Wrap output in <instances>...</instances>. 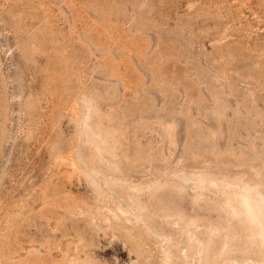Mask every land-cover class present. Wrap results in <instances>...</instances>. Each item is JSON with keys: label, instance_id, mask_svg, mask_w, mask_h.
I'll return each mask as SVG.
<instances>
[{"label": "rangeland", "instance_id": "obj_1", "mask_svg": "<svg viewBox=\"0 0 264 264\" xmlns=\"http://www.w3.org/2000/svg\"><path fill=\"white\" fill-rule=\"evenodd\" d=\"M0 264H264V0H0Z\"/></svg>", "mask_w": 264, "mask_h": 264}, {"label": "bare ground", "instance_id": "obj_2", "mask_svg": "<svg viewBox=\"0 0 264 264\" xmlns=\"http://www.w3.org/2000/svg\"><path fill=\"white\" fill-rule=\"evenodd\" d=\"M249 210H250V212L254 213V212H253V211H254V210H253V207H252V205H250V204H249Z\"/></svg>", "mask_w": 264, "mask_h": 264}]
</instances>
